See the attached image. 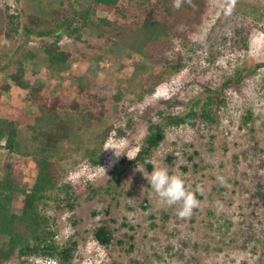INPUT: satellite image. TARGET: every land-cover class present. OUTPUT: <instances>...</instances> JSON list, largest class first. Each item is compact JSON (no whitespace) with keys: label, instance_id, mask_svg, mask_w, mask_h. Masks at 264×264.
Returning <instances> with one entry per match:
<instances>
[{"label":"rangeland","instance_id":"374dc122","mask_svg":"<svg viewBox=\"0 0 264 264\" xmlns=\"http://www.w3.org/2000/svg\"><path fill=\"white\" fill-rule=\"evenodd\" d=\"M62 1L73 3L76 9L93 4V0ZM118 6L123 17L96 11L92 21L99 29L83 30L80 40L75 35L60 38L61 49L70 52L71 58L67 65L53 67L43 51L53 38L26 39L10 16L18 12L40 16L42 10L48 15L57 2L0 0V83L11 86L0 95V117L15 120L23 132L36 111L10 80L18 62L24 64L25 79L44 84L48 95L70 94L71 102L75 98L72 91L84 81L90 93L104 97L106 114L100 126L78 129L49 158L58 169L59 182L94 189V193L81 191L72 210L39 207L52 220L56 243L64 244L77 232L80 243L74 264H264V68L245 81L240 92H228L229 102L219 112L218 124L198 133L188 125L167 128L158 149L138 166L145 176L153 167H168L170 173L182 177L199 200L192 215L180 219L178 205H162L137 167L124 173L119 186L111 176L115 165L123 168V158L135 156L147 133L148 120L156 122L158 110L198 92L194 81L220 80L250 60L264 61L263 31L251 37L245 53L233 48L240 27L264 30V0H187L178 10L173 0H119ZM148 17L168 26L180 21L178 26L186 33V39L173 38L171 44L159 48L168 63H180L182 68L164 76V83L151 93L146 90L154 79L135 72L141 56L133 54L135 36L141 35L137 24ZM101 18L109 24L100 23ZM183 21L189 24L185 26ZM212 48L216 53L210 57ZM27 51L33 54L31 58L24 57ZM4 65L7 69L2 71ZM154 68L151 72L155 75L166 71L163 66ZM119 128L125 130L123 138L116 137ZM107 130L104 143L95 144L96 135ZM21 142L22 151L33 148V144ZM3 144L0 140V178L10 162L17 187L28 191L36 175L34 164L28 158L9 157ZM94 147L98 166H93L86 154ZM198 186L202 192L196 191ZM21 197L17 196L16 213H20ZM73 220L78 221L76 226ZM102 222L115 236L107 249L86 233ZM12 264L46 263L29 258L13 260Z\"/></svg>","mask_w":264,"mask_h":264},{"label":"trees","instance_id":"16d2710c","mask_svg":"<svg viewBox=\"0 0 264 264\" xmlns=\"http://www.w3.org/2000/svg\"><path fill=\"white\" fill-rule=\"evenodd\" d=\"M35 1L42 2V0H31V3ZM49 2H57V7L51 8L48 15L43 14L45 10L41 11L40 16L31 13H25L22 16L20 15L22 13L18 12L10 16V19L17 21L26 39L53 38V41L43 49L46 59L53 67L67 65L71 58L70 52L61 49L60 38L75 35V39L80 40L83 30L99 29V25L92 21L96 11L107 14L117 13L123 17L118 6L119 0H93L91 7L85 9H76L73 3L62 0H49ZM181 5H187V0H182ZM166 10L169 12L170 8L167 7ZM173 22L168 26L165 22L148 17L137 24V30L141 31V35L135 36L137 48L133 54H140L141 60L135 63V72L146 73L149 79H154L148 85L146 93L153 92L164 83V76L176 74L182 68L180 63H168L159 50L161 45L171 44L173 38L186 39V33L178 26L181 22L177 20ZM196 22L200 23L201 20H196ZM100 23L109 24L106 18H101ZM183 24L187 26L189 22L183 21ZM259 32L264 33V30L258 26L249 29L240 27L236 30L235 39L233 38V48L235 46L238 51L245 53L251 37ZM215 53L216 50L212 48L209 52L210 57ZM32 55L30 51H27L24 57L31 58ZM155 66H163L162 69L166 71L159 70L156 75L152 74L151 71L156 69ZM262 68H264V61L258 63L250 60L249 63L234 70L232 74H225L220 80L209 78L194 81L198 86L197 93L188 96V99L183 101L175 99L166 108L158 110L156 122L148 120L147 133L135 156L130 160L123 158L120 161L123 168L115 165L112 169L111 176L115 186L121 184L122 176L127 170L138 167L152 156L164 140L167 128L188 125L198 133L209 126L218 124L219 112L224 110L229 102L228 92H240L245 81ZM5 69L7 65H4L1 70ZM23 71L24 64L18 62L15 72L9 77L13 86L24 92V99L36 111L32 117V123L27 121L24 124L23 132L15 120L0 117V140L4 141L3 148L9 157L30 159L34 164L36 175L28 191L17 187L16 172L10 162L6 164L5 173L0 178V264H12L13 260L27 261L29 258L49 260L56 264H74L80 243L77 239V232L71 234L64 244L56 243V232L52 228V220L42 214L39 207L48 206L56 210L62 208L72 210L81 191L90 189V192L94 193V189L87 186L77 184L72 186L59 182L61 177L58 169L49 158L57 154L61 144L74 136L78 129L87 130L100 126L106 114L104 97L90 93L87 83L79 81L71 93L75 95V98L69 102L70 94L67 96L48 95L45 93L44 84H31L25 79ZM10 87L8 84L0 83V95L2 92H8ZM114 99L115 102L119 100L118 97ZM178 106L179 108H176ZM67 109L72 110L73 113H68ZM64 112L65 114L67 112L68 116H62ZM247 117L251 118L250 115ZM76 119L80 121L76 123ZM129 125L128 122L125 126ZM107 135L108 130L96 135L95 144L99 146L104 143ZM124 136H126L125 130L119 128L116 137L123 138ZM21 140L33 144V148L22 151ZM97 153L96 147L86 150L93 166L99 165V161L96 160ZM60 192L62 196L57 195ZM50 193L55 195L52 196ZM18 195L22 196L18 207L20 213L15 211ZM77 223L76 220L72 221L73 226ZM86 233L98 246L105 249L111 246L115 239L114 231L104 222L86 230ZM118 243L122 244L120 241Z\"/></svg>","mask_w":264,"mask_h":264},{"label":"clouds","instance_id":"9594fccd","mask_svg":"<svg viewBox=\"0 0 264 264\" xmlns=\"http://www.w3.org/2000/svg\"><path fill=\"white\" fill-rule=\"evenodd\" d=\"M180 6V0H173L175 9L178 10ZM148 163L151 164L150 161ZM136 170L142 172L139 167ZM142 173L144 174V172ZM144 177L162 205L179 206L176 211L178 218H187L192 215L194 209L198 208L199 200L196 194L188 188L182 177L170 173L168 167H153L150 173L147 172L146 176L144 174ZM196 191L202 192L203 189L198 186ZM45 263L56 264L49 260H46Z\"/></svg>","mask_w":264,"mask_h":264}]
</instances>
